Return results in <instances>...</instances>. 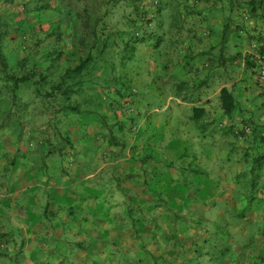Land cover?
<instances>
[{
	"label": "crops",
	"instance_id": "0c3cea01",
	"mask_svg": "<svg viewBox=\"0 0 264 264\" xmlns=\"http://www.w3.org/2000/svg\"><path fill=\"white\" fill-rule=\"evenodd\" d=\"M14 2L0 0L9 69L29 57L9 52L35 51L7 28ZM227 45L237 58H197L192 69L205 129L192 110H173L171 124L157 111L119 145L105 138L98 108H29L67 117L61 130L73 145L42 167L24 155L26 141L9 149L0 139V264L13 239L17 264H264V38L238 29ZM222 86L235 98L230 115ZM9 109L11 118L27 110Z\"/></svg>",
	"mask_w": 264,
	"mask_h": 264
},
{
	"label": "rangeland",
	"instance_id": "374dc122",
	"mask_svg": "<svg viewBox=\"0 0 264 264\" xmlns=\"http://www.w3.org/2000/svg\"><path fill=\"white\" fill-rule=\"evenodd\" d=\"M12 7L8 30L15 29L19 44H31L35 51L9 52L29 56L20 68H10L9 75L38 69L55 83L92 53L94 61L80 75L82 91L73 96L83 108L100 110L105 138L119 145L137 134L139 123H150L154 112L163 111L165 123L171 124L173 110L190 111L200 104L192 76L197 58L221 63L239 55L231 54L227 44L221 46L226 22L235 30H258L264 38V0H15ZM4 78L0 125L5 109L21 101L29 104L24 115L13 116L11 125L0 128V139L8 140L9 149L16 139L26 141L24 155L41 157V166L48 167L47 159L73 145L62 138L67 117L31 111L42 108L31 89ZM183 81L189 85L182 93L193 101L179 95ZM32 121L35 129L30 128ZM10 243L6 261L17 264L22 244L15 239Z\"/></svg>",
	"mask_w": 264,
	"mask_h": 264
},
{
	"label": "trees",
	"instance_id": "16d2710c",
	"mask_svg": "<svg viewBox=\"0 0 264 264\" xmlns=\"http://www.w3.org/2000/svg\"><path fill=\"white\" fill-rule=\"evenodd\" d=\"M234 30L235 29H233L228 22L224 24L221 36V46H226L230 38V34ZM55 56L56 55L54 53L50 54L51 59H55ZM94 58L95 56L92 53H89L86 58L80 59L79 63L74 67L67 68L66 71L60 75L59 81L50 83L48 81L47 74H42L41 71H36L38 69H34V71L33 69H29V72L25 75H9V68L5 62L4 56L0 52V77H5L4 79L6 81H13L15 86L20 84L30 88L31 93L39 99L42 103V107L45 109L52 110L54 108H58L59 111L62 110L82 113L84 110H87V108H83V103L74 98L73 94L82 91L83 81L81 80L80 75L90 66V64L94 61ZM188 85L189 84L184 81L180 83L178 93L181 96L183 95L184 98L189 100L192 99L191 101H193V98L182 93L184 89L188 88ZM220 99L223 111L227 115H230L235 109L236 103L232 92L226 86L221 87ZM20 104L21 105L18 106V108L25 110L28 107L29 101H21ZM205 115L206 112L202 106H192L191 119L194 120L201 129L206 128L205 124H207V122L205 121ZM11 116L12 113L9 109L2 118H6V120L9 121ZM62 138L65 139V137Z\"/></svg>",
	"mask_w": 264,
	"mask_h": 264
},
{
	"label": "built area",
	"instance_id": "2783aa9c",
	"mask_svg": "<svg viewBox=\"0 0 264 264\" xmlns=\"http://www.w3.org/2000/svg\"><path fill=\"white\" fill-rule=\"evenodd\" d=\"M261 77H262V79L264 81V70L261 72Z\"/></svg>",
	"mask_w": 264,
	"mask_h": 264
}]
</instances>
